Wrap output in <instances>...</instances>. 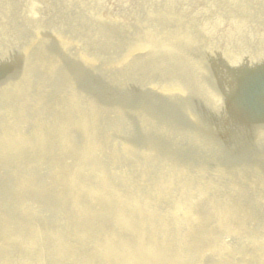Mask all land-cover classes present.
<instances>
[{"label":"rangeland","instance_id":"1","mask_svg":"<svg viewBox=\"0 0 264 264\" xmlns=\"http://www.w3.org/2000/svg\"><path fill=\"white\" fill-rule=\"evenodd\" d=\"M129 23L135 27L138 22ZM152 23H158L162 40L182 38L189 31L186 24L169 20ZM236 24L248 30L256 25L249 19ZM107 25L120 31L125 22L111 20ZM0 48V64L17 60L18 51L11 54L16 48ZM259 50L255 56H264V46ZM159 72L138 81L141 87L126 86L111 95L113 101L121 96L141 107L127 104L129 115L113 114L114 123L99 119L91 150L87 136L76 131L70 139L72 150L33 151L24 158H10V166L0 163V264L141 263L136 258L128 261L122 249L136 252L144 243L162 254V261L155 264H264V107L244 109L245 118L228 125L218 109L214 111V102L224 86H234L233 77L227 76L224 85L219 77L201 74L191 103L185 104L147 91L144 86L149 83L165 84L171 75L180 80L187 75ZM113 75L112 86L125 81L121 72ZM3 81L1 90L6 86ZM6 88L0 91V123L11 122L26 142L25 153L41 125L32 109L41 102V92L21 99ZM102 90L97 87L101 94ZM260 99L264 101V95ZM24 102H29L26 109L32 114L13 119L9 109L22 111ZM216 131L234 138L228 144L214 135ZM83 149L91 157L81 159ZM74 165L81 170L75 183L76 172L70 170ZM58 173L63 174L56 177ZM119 217L127 224L119 227ZM30 239L35 245L28 243ZM111 242L119 248L115 259L104 253L105 243Z\"/></svg>","mask_w":264,"mask_h":264},{"label":"bare ground","instance_id":"2","mask_svg":"<svg viewBox=\"0 0 264 264\" xmlns=\"http://www.w3.org/2000/svg\"><path fill=\"white\" fill-rule=\"evenodd\" d=\"M244 19L256 25L248 30L236 24ZM111 20L123 21L125 26L117 31L107 25ZM133 20L138 22L134 23L136 28L129 23ZM154 20L186 24L189 31L182 38L162 40ZM1 46L16 48L8 52L11 54L18 51L12 64H0V81L7 78L3 81L6 86L2 90L0 87L1 94L8 90L6 87L21 99L32 91L41 92L40 105H32L41 125L38 123L35 129L29 153H24L26 142L15 133L11 122L2 119L0 123V163L5 166H10V158H24L33 151L72 150L70 139L78 131L89 139V148L99 119L114 123V117L129 115L127 104L141 107L138 101L122 100L121 96L113 101L111 95L127 90L126 86L141 87L137 86L138 81L158 76L163 69L187 75L180 76L182 80L171 75L165 84L142 83L161 100L191 103L197 77L208 73L221 78L224 85L228 83L227 76L235 79L234 86H224L223 94L214 102V111L218 109L226 124L245 118L244 109L264 107L260 99L264 95V56H255L264 46V0H0ZM193 71L197 76L190 78L188 73ZM118 72L125 81L114 87L111 80L116 76L113 73ZM97 87L103 89L102 94ZM24 104L23 109L18 108L22 111L9 109L13 119H23L25 113L30 116L31 109H26L29 102ZM228 134L223 137V133H214L229 144L234 137ZM80 155L81 159L90 156L86 149ZM61 170L64 172V168ZM70 170L76 172L75 183L81 170L75 165ZM228 208L235 210V206ZM116 222L121 224L119 227L127 224L122 217ZM35 242L30 239L28 243L32 246ZM118 250L112 242L104 245L107 258H117L113 253ZM122 253L128 261L142 259L141 263L132 264L162 261V254L146 243L139 245L136 252L124 248Z\"/></svg>","mask_w":264,"mask_h":264}]
</instances>
